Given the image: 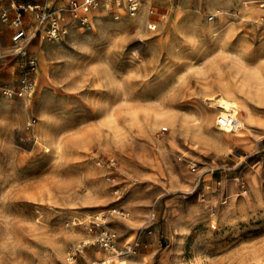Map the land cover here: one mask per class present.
<instances>
[{
	"label": "rangeland",
	"instance_id": "rangeland-1",
	"mask_svg": "<svg viewBox=\"0 0 264 264\" xmlns=\"http://www.w3.org/2000/svg\"><path fill=\"white\" fill-rule=\"evenodd\" d=\"M68 2L0 0V264H264V7L143 0L119 18L99 5L85 25L65 13L68 33L36 37L35 69L24 65L14 6ZM25 79L27 95L4 92ZM219 95L251 128L217 125ZM107 156L120 162L115 181L97 164ZM100 211L118 250L138 240L135 252L96 242L84 223Z\"/></svg>",
	"mask_w": 264,
	"mask_h": 264
},
{
	"label": "built area",
	"instance_id": "built-area-1",
	"mask_svg": "<svg viewBox=\"0 0 264 264\" xmlns=\"http://www.w3.org/2000/svg\"><path fill=\"white\" fill-rule=\"evenodd\" d=\"M261 7H264V0H256ZM143 0H69L67 7H55L52 8L49 5L41 3H23L15 5V13L11 19L15 26V31L12 35V41L16 46V53L24 59V65L35 69V58L28 52V45L38 36L49 37L53 40H60L68 33V28L65 22V13H69L72 17L79 20L82 24L89 20V14L99 8V5H103L105 8L112 10L115 18H119L120 9L126 10L130 15H136L141 8ZM223 10L218 9L216 12H211L208 15V20L214 22L219 14ZM30 12L37 20L34 28L28 31L24 26V14ZM149 14H156L155 8L149 9ZM238 15L239 12L233 13ZM162 18L165 14L160 15ZM0 18L3 21L9 20L10 15L7 10L0 9ZM148 26L151 29L157 27V21L152 19L148 21ZM27 78V77H26ZM35 83L33 80L25 79L20 89L12 90L11 88H5L4 92L12 95L18 93L19 95H27L30 91H33ZM216 123L220 128L228 129L231 132H235L241 129L244 125L242 119L237 115V112H229L225 114H218ZM164 130L167 127L163 128ZM187 163L191 171L199 172V165L195 160H187ZM98 166L107 168L105 177L110 181H115L120 174V162L115 156H107L98 158ZM115 192L121 195L119 183L114 184ZM111 214H120L123 217L129 215L123 208L114 207L109 211ZM156 218L155 208H152L148 215V222H152ZM84 225L87 229L95 235V240L99 245L105 249L113 250L118 255L126 252H135L139 246V241L135 240L125 251L118 250L117 234L112 230L107 221V213L100 211L92 214ZM77 247L73 248L70 253L71 257L76 254Z\"/></svg>",
	"mask_w": 264,
	"mask_h": 264
},
{
	"label": "bare ground",
	"instance_id": "bare-ground-1",
	"mask_svg": "<svg viewBox=\"0 0 264 264\" xmlns=\"http://www.w3.org/2000/svg\"><path fill=\"white\" fill-rule=\"evenodd\" d=\"M227 34V32H226ZM226 90L228 91L229 89L226 88ZM210 100H212V103L216 106V108L218 109L217 112L220 114H227L229 112H237L239 113V110H241V106L238 105V103H236V101H234L233 99H227L224 95H219L218 98H211ZM247 110V109H246ZM250 113L247 110V116L243 119L244 125L243 128L247 129V128H251L250 125H248L251 120L250 118ZM225 131V133L227 132H231L228 129H224L221 128ZM71 258V257H70Z\"/></svg>",
	"mask_w": 264,
	"mask_h": 264
},
{
	"label": "crops",
	"instance_id": "crops-1",
	"mask_svg": "<svg viewBox=\"0 0 264 264\" xmlns=\"http://www.w3.org/2000/svg\"><path fill=\"white\" fill-rule=\"evenodd\" d=\"M14 31H15V28H14ZM14 31L12 32V35H13Z\"/></svg>",
	"mask_w": 264,
	"mask_h": 264
}]
</instances>
